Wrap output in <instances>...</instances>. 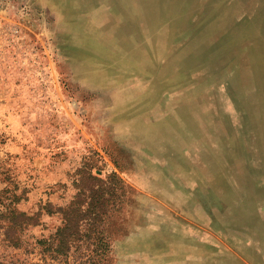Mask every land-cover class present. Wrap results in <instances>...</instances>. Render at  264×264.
<instances>
[{
	"label": "rangeland",
	"instance_id": "1",
	"mask_svg": "<svg viewBox=\"0 0 264 264\" xmlns=\"http://www.w3.org/2000/svg\"><path fill=\"white\" fill-rule=\"evenodd\" d=\"M0 264H264V0H0Z\"/></svg>",
	"mask_w": 264,
	"mask_h": 264
}]
</instances>
